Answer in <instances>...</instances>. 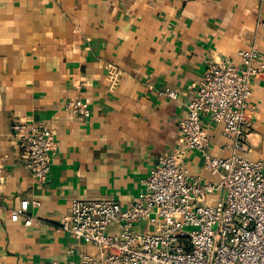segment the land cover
Returning <instances> with one entry per match:
<instances>
[{
  "label": "crops",
  "instance_id": "1",
  "mask_svg": "<svg viewBox=\"0 0 264 264\" xmlns=\"http://www.w3.org/2000/svg\"><path fill=\"white\" fill-rule=\"evenodd\" d=\"M259 20L260 0H0V264L78 262L81 253L96 254L60 229L70 200L108 198L125 206L139 199L158 156L178 147V123L209 61L237 64L249 43L259 73L249 84L244 155L264 159ZM74 97L87 104L88 118L63 109ZM15 121L55 130L58 150L43 182L24 168L11 134ZM203 124L207 153L228 155L222 125L207 118ZM185 164L190 174L216 180L199 153L188 151ZM23 201L25 212L11 220Z\"/></svg>",
  "mask_w": 264,
  "mask_h": 264
},
{
  "label": "built area",
  "instance_id": "2",
  "mask_svg": "<svg viewBox=\"0 0 264 264\" xmlns=\"http://www.w3.org/2000/svg\"><path fill=\"white\" fill-rule=\"evenodd\" d=\"M263 26L264 20L256 24L258 29ZM237 55V64L209 61L178 123V147L158 156L139 199L125 206L108 198L70 200L60 229L93 245L97 253H81L78 262L46 264H264V159L244 155L251 127L249 84L259 73L258 51L249 43ZM166 94L176 98L174 90ZM63 109L71 117L90 115L78 97L63 103ZM204 118L222 125L228 155L207 153ZM11 134L25 170L45 181L58 150L53 127L15 121ZM188 151L199 153L216 180L189 173ZM28 204L23 201L12 209L10 219L17 220Z\"/></svg>",
  "mask_w": 264,
  "mask_h": 264
}]
</instances>
